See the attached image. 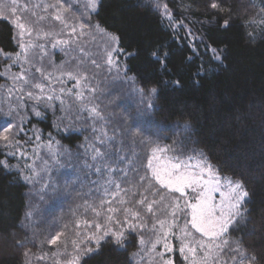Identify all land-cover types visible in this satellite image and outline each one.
<instances>
[{"label": "trees", "instance_id": "trees-1", "mask_svg": "<svg viewBox=\"0 0 264 264\" xmlns=\"http://www.w3.org/2000/svg\"><path fill=\"white\" fill-rule=\"evenodd\" d=\"M163 2L171 19L152 0H99L92 15L99 27L119 38L128 76L139 89L155 86L154 97L98 100L99 122L83 128L58 129L51 114L32 119L29 126L36 125L44 137L67 150L62 161L64 169H74L67 175L73 181H89L91 175L84 166L97 163L93 148L105 153L99 161L104 159L110 167L133 157L137 163L130 172L137 174H130L124 189L144 174L141 165L150 155L140 136L133 142L130 125L139 124L135 130L154 141L153 146L182 141L188 151L202 150L224 175L242 181L249 193L244 205L247 222L228 235L240 242L243 255L237 254V264L241 260L247 264L253 255L254 264H264V0H216L215 10L208 6L212 0ZM224 21L229 27H222ZM14 36L13 25L0 19V48L17 53ZM212 48L220 60L213 58ZM164 53H168L166 59ZM8 64L0 56V85ZM149 100L155 109L146 119L139 110ZM6 157L0 149V160ZM28 192L21 173L0 167V264H25L30 237L22 223ZM125 235L126 249L106 239L98 253L87 254L79 264H135L130 257L139 250L140 233L126 230ZM174 259L183 264L178 252Z\"/></svg>", "mask_w": 264, "mask_h": 264}, {"label": "rangeland", "instance_id": "rangeland-1", "mask_svg": "<svg viewBox=\"0 0 264 264\" xmlns=\"http://www.w3.org/2000/svg\"><path fill=\"white\" fill-rule=\"evenodd\" d=\"M152 2L153 5L157 2L164 4L163 0H152ZM87 5L88 0H16L15 5L11 0H0V14L14 22L11 24L15 28V36L21 32V29L15 27V22L25 25L23 35L17 36L16 39L20 58L15 64L9 60L3 73L4 82L0 85V109L16 108L17 119L23 121L25 129L18 137L20 145L17 148H5L0 144V149L12 166L8 170H16L21 173L22 178L25 176L29 178L23 179L29 186L28 208L22 223L30 237L26 242L30 250L24 255L25 264H66L70 256L65 252V245H67V253L75 255L71 241L81 240L85 231H92L84 229L83 224L80 229L75 227L78 222L95 219V214L91 210L86 211L87 205L98 206L103 197L105 200H112L111 207L136 209L139 206L135 201L141 198L138 193L144 191L138 182H132L129 189H124L130 174H137L130 172L137 163L133 157L127 161H118L120 163L111 167L115 171L111 172L105 168L107 164L104 163V159L99 161L97 157L93 159L97 160L95 166H84L91 175L88 182L83 181L88 186L78 180L73 181L67 175L74 169H64L67 167L62 161L67 150L53 142L51 138L44 137L36 125L29 126L32 119L41 120L45 115L51 114L58 129L72 125L83 128L82 125L87 123L99 122L97 114L91 111L93 108L96 112L100 111L98 100H142L144 97L138 91L134 78L127 74L123 52L113 51L119 48V45L112 40L115 35L104 31L93 20L92 15L97 11L98 5L94 11ZM13 7L16 8V14L9 16L8 13ZM159 11L163 14L162 7ZM58 14L61 20L55 19ZM80 25L84 27L81 28ZM73 27L76 29L75 33L71 32ZM65 40L68 41L67 44L57 43ZM19 45H24V48ZM109 52L112 53L114 64L108 63ZM13 59H15L14 54ZM36 68L42 69L44 76L50 75L51 78L44 79L41 73L35 72ZM22 71H27L30 77L35 74L37 82L45 85L43 94L27 85H22L20 81L13 80V77ZM69 72L77 79L81 76H86L87 79H81L77 85L76 79H70L67 75ZM21 87L24 88L25 93L32 91L34 95H43L45 99L29 100L25 96L24 101L19 100L22 93L17 89ZM61 89L64 91L61 92ZM47 96H52L53 99L48 100ZM35 111L41 114L36 116ZM13 151L16 153L14 156L8 155ZM125 172L128 174L127 178L124 177ZM115 184H120L121 189H116ZM106 190L110 194H115L116 198L105 195ZM148 198L153 199L150 194ZM121 199L126 203L121 205L119 203ZM107 207L109 205H105V208ZM111 215L120 221L125 220L122 211ZM141 215L147 224L145 230L137 229L140 238L143 236L145 240L144 251L140 253L143 259L136 257L134 262L151 264L152 254L149 250L156 239L152 233L156 218L143 211ZM156 216L160 219L165 218L160 211L156 212ZM184 222V219L177 221L178 227L173 229L177 235ZM128 223L139 224L140 221L129 218ZM110 227L119 230L122 225L114 222ZM156 227L158 228V225ZM123 228L125 231L128 230V225L124 224ZM77 232L80 234L77 235ZM57 234H62L57 244L48 243ZM226 238L228 239V236ZM169 241L174 245L178 244L171 236ZM140 249L141 246L138 251ZM161 250L162 245H158L157 251ZM176 253L169 255L174 257ZM86 255L82 254L80 261Z\"/></svg>", "mask_w": 264, "mask_h": 264}, {"label": "snow or ice", "instance_id": "snow-or-ice-1", "mask_svg": "<svg viewBox=\"0 0 264 264\" xmlns=\"http://www.w3.org/2000/svg\"><path fill=\"white\" fill-rule=\"evenodd\" d=\"M98 2L99 0H88L87 7L94 11L97 8ZM11 3L15 5L16 0H11ZM208 6L213 10L219 7L216 0H212ZM155 7L157 9L162 7L163 14L171 19V13L169 12L167 4L161 5L157 2ZM15 14L16 8L13 7L8 15L13 16ZM0 19H4L10 24L14 23L8 20V17L3 14H0ZM55 19L61 20V16L58 14L55 16ZM15 27L21 29V32L17 36L23 35L25 25L16 21ZM80 27L83 28L84 25H80ZM222 27H229L228 21H224ZM75 31L76 29L73 27L71 32L75 33ZM17 36H14L13 39H17ZM112 40L117 44L119 43L118 37L113 36ZM57 43L67 44L68 41H57ZM19 46L22 49L24 48V45ZM113 51L123 52L124 50L117 48L113 49ZM211 51L214 59H221L217 54V49L212 48ZM14 55L15 59H13V53L5 52L0 48V56H3L6 60H12L13 64L19 60L20 53H15ZM107 55L108 63L114 64L112 53L109 52ZM127 55L134 56L135 53L129 52ZM152 56L157 57V53L153 52ZM167 56L168 53H164L165 59ZM157 59L159 58L157 57ZM165 66L162 64V67ZM35 72H39L41 76H44L40 68H36ZM67 75L70 79H76L77 85H79L81 79H87L86 76H81L80 79H77L71 72L67 73ZM50 78V75L44 76V79ZM13 80L20 81L22 85L36 89L40 94L44 93L45 85L37 82V77L34 73L30 77L27 71H22L20 74L14 76ZM176 84L179 85V82L177 81ZM17 91L22 93L18 98L21 101H24L25 96L29 100L34 99L40 101L45 99L43 95H34L32 91L25 93L23 87L17 89ZM63 91L61 89V92ZM138 91L142 96L148 98L154 97L158 90L153 86L147 88L146 91L143 88ZM46 99L52 100L53 97L47 96ZM57 99L59 98L57 97ZM153 109H155V105L149 100L139 112L144 118L151 119V110ZM91 111L99 116L95 108ZM34 114L39 116L41 113L35 111ZM17 117L18 112L16 108L9 107L7 110L0 109V144L5 148L15 149L20 145L18 137L24 133L25 129L23 127V121L18 120ZM139 128V124H134L129 126V129H132L131 131L126 129L133 138V142H135L137 136H140V142L151 153L144 157L146 164L141 165L145 169L144 174L137 175V182L144 189L142 193H138L141 198L135 201L139 207L136 209H117L110 206L112 200H105L103 197H101L98 206L92 204L87 205L86 211L91 210L95 214V219L78 222L75 224V227L80 229L81 224H83L84 229H90L92 231H85V235L81 240L71 241L75 255L67 253V245H65V252L70 256L66 264H79L82 254L98 253L101 242L106 239H111L115 245L126 249V235L123 225H128L129 234L136 232L138 228L145 230L147 224L141 215L142 211L156 218V223L152 228V233L156 236V239L152 242L151 249L149 250L152 254L151 264H176L174 257L169 255L173 252H178L185 264H237V254L243 255L240 252V242L231 241L226 237L229 235L230 230L235 231L242 223L247 222L248 210L244 208V205L247 202L249 193L245 189L243 182L231 176L224 175L223 170L212 164L202 150L191 149L188 151L187 144L182 141H174L173 145L164 147H160L159 145L153 146L155 144L154 141L144 138L142 131L135 130ZM185 130L187 131V125H185ZM27 142L25 141V143ZM93 151L95 153L92 157L93 159L105 155L100 148H93ZM15 154L14 151L8 153V155L13 156ZM120 159L124 158L120 157ZM0 167L10 169L12 166L5 159L0 160ZM105 168L110 172L115 171V169H112L108 165H105ZM97 171L99 172L100 169L98 168ZM127 175V172H125L124 177L127 178ZM23 179L28 180L29 178L25 176ZM109 183L114 182L109 181ZM115 188L121 189V185L115 184ZM148 194L153 197L152 200H149ZM105 195H112L113 199L116 198L115 194H110L107 190L105 191ZM119 203L123 205L126 201L121 199ZM105 205H109V207L105 208ZM117 211H122L125 214L124 221H120L114 215H111ZM157 211H160L165 218L160 219L157 217ZM129 218L140 221V223L130 224L128 223ZM169 218L171 219L169 220ZM179 219H184L185 222L183 227L179 228V235H177L173 229L178 227L177 221ZM114 222L121 224V229L116 230L110 227ZM156 225H158V228ZM79 234L77 232V235ZM61 235L57 234L52 237L48 243L53 245L57 244ZM170 236L178 242L177 245L169 241ZM139 244L141 246L140 251L132 253L130 261L135 260L136 257L143 259L140 255L144 251L143 246L145 245L143 236H141ZM89 245H94V247H89ZM158 245H162L161 251H157ZM256 259L255 255L251 256L247 259V264H254ZM240 264H244V261L241 260Z\"/></svg>", "mask_w": 264, "mask_h": 264}]
</instances>
